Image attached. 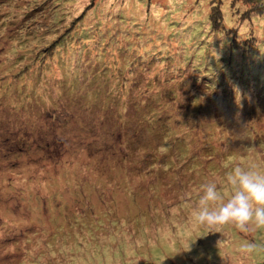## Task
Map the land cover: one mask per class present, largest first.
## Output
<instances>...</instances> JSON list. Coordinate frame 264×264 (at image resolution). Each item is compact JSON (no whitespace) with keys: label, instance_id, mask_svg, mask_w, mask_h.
I'll return each instance as SVG.
<instances>
[{"label":"rangeland","instance_id":"374dc122","mask_svg":"<svg viewBox=\"0 0 264 264\" xmlns=\"http://www.w3.org/2000/svg\"><path fill=\"white\" fill-rule=\"evenodd\" d=\"M56 1L64 6L67 0ZM68 1L72 15L62 21L49 8L30 18L37 17L21 35L29 38L27 47L49 30L60 36L78 22L67 43L70 72L61 66L68 74L82 69L76 95L85 96L91 87L83 71L90 61L99 65V57L104 64H124V74L112 95L104 94V105L96 98L77 110L67 104L56 109L70 93L62 96L66 89L57 85L63 82L42 77L38 67L43 53L55 56L59 46L49 39V47L32 53L31 64L36 63L23 77L27 69L18 68L23 60L15 64L27 52L16 40L22 27L9 23L24 17L27 2L0 0V264H264V254L255 260L239 254L249 240L264 242V230L209 232L191 217L203 181H222L237 164L264 168V98L253 88L232 87L230 79L228 92L217 94H227L226 106L233 105L228 115H219L221 107L206 104V96L214 95L190 79L191 73L200 80L205 74L188 65L190 56L185 59L192 41L199 49L209 38L203 62L232 52L235 60L241 57L243 47L224 43L210 30L212 4L223 6L229 26L246 34L259 29L264 37V18L241 23L236 7L245 9L243 0ZM138 54L153 60L139 57L133 68ZM222 73L219 66L210 76ZM195 93L200 98L194 103ZM123 106L120 117L116 110ZM42 112L46 126L37 132L33 122ZM165 119L169 130L161 125ZM177 146L187 149L182 161H176Z\"/></svg>","mask_w":264,"mask_h":264},{"label":"trees","instance_id":"16d2710c","mask_svg":"<svg viewBox=\"0 0 264 264\" xmlns=\"http://www.w3.org/2000/svg\"><path fill=\"white\" fill-rule=\"evenodd\" d=\"M13 0H9L8 3H10V5L12 4ZM241 1V0H240ZM246 4L245 9L241 10V7L237 6L236 10L238 13V16L240 17L241 23L244 22L246 19H248L249 21L251 20L252 17L256 16L255 19H258L260 17L264 18V0H243ZM26 7L23 8L22 12H26V14L24 15V17L22 19L19 20V22H15L12 23L10 18H6L4 21L6 20H10L11 23L9 24H18L19 26H21L22 28L20 29V31H18V36L16 37V40H18L19 42H21L20 46V50L23 51L26 50L27 52H24L21 56H19L18 59L15 60V64L17 63V60H23L21 62V64L18 66V68H20L19 71L23 72L25 69H27V67H32L35 63L31 64V61H33L32 59H30L32 56V53H38V49L39 52L42 51V47H49L51 44L54 45L57 43L56 46H59L58 49H56L55 52L56 55L55 56H50L49 58H46L45 56H48V51H46L45 53H43L44 58L41 59V65L38 68H41L40 70V75H42V77L45 78H49L51 77L53 80H55V82H63L62 85H57V87L66 89L64 91V93L62 94V96H64L66 93H70V97H63V100H61V103L58 107H55L56 109H59L61 104H67V106L69 108L67 109H75L77 110L78 107H83L86 104L91 105L90 102H88L87 100L91 101V99H93V101L95 102L96 98H97V103L96 104H100V105H104L106 103L105 98L109 95H112L113 92V87L114 89L120 85V81L119 78L120 76H122V74H124V64H121L119 61H115V64H104L102 62V60H100V57L98 58L99 65H97L95 63V61H90L89 62V67L83 71V76L84 74L87 75V77L91 78L90 81L87 80V82L85 83V86H91L89 89H87L82 96V94L76 95L77 92H75L76 90L79 89L78 86V80L77 77L81 78V72L82 69L81 68H76L75 72L72 71L71 73L68 74V72H70L69 70V66L67 64V62L70 60L72 61V56L70 52H67V43H68V38H69V34L71 33V31L74 29V27L76 26V24L72 25V27H67V29L65 30V33L61 34L60 36H57L56 32L57 29H53V30H49L48 34L46 35V37L44 38H38L37 40H34L36 42L35 47H33L32 49L27 47V39H29L26 36H21L24 27H27L31 24L34 23V21L36 20L37 17H35L34 19L30 18L38 13L39 8H44L47 12L48 8H49V12L51 15H53L55 17V20H60L62 21V18L66 17V16H70L72 15L71 11H68L67 8H70L71 5L70 1H66L65 5L62 6L58 3H56V0H25ZM69 3V4H68ZM38 5V6H37ZM232 7V6H231ZM37 10V12H36ZM19 12V13H22ZM210 22H209V28L211 31H218L217 33H219V36H223L222 39L224 43L229 44L232 43L233 45H235L237 47V49H240L241 47H243V50H241V57L239 60H235V52H232L231 55H222L221 57L217 58V60L213 61L211 60V63L207 64V62H203L204 59V54L207 53V58H209V52L210 51V47H211V39H207L205 41V45L203 43V45L201 46V48L199 49H194V46H197V40L192 41V45L191 47H193V49L188 48L186 49V55H185V59H188V56H190L189 61H188V65H192L195 66V71L196 72H200L202 75H204L205 77L203 78V80H200L201 77H197L196 79L194 78L193 73H191L190 75V79L193 78L194 81H200V83L202 85H204V89L206 91V95H214V100H210L207 96H206V104L210 105V104H216L219 107H221V110H219L220 114H224V115H228V108L232 107V105H229L228 107L226 106L227 101H228V96L227 94H224L223 96H221L219 98L218 96V92L220 93H225L228 92V90L225 88L227 82L231 79L232 82H235V84L237 85H233L232 87L234 88H241L242 91H245L244 89H247L248 87L253 88L257 91L258 94H260L261 98H264V56H261V52L264 50V37L263 34L257 35L259 34L258 31L259 29L255 30V32L249 31L248 34L243 33L241 30L236 31L237 26L235 25H231L228 24L226 22V19L224 17V11H223V6L221 5H216V4H212V12L208 13ZM85 17V16H84ZM83 17V19H84ZM238 18V17H237ZM82 19V18H81ZM79 19V20H81ZM66 22V21H65ZM237 22V20H236ZM251 23H253L252 21H250ZM256 22V21H255ZM254 22V24H255ZM29 24V25H28ZM67 31V33H66ZM230 31H235L234 33H230ZM239 32V33H238ZM225 33L224 35H221ZM40 34V33H39ZM32 35V32L31 34ZM33 36H36V34H34ZM50 36V38H49ZM251 38H253L256 42L255 45H251L252 41ZM51 39H54L53 42L50 44V42L47 44V41ZM94 38H89V40H92ZM110 39V38H108ZM263 39V40H262ZM43 40V41H42ZM262 40V41H260ZM103 39L100 40V43H102ZM260 41V42H259ZM204 42V41H203ZM234 42V43H233ZM50 44V45H49ZM109 44V43H108ZM107 45V44H106ZM45 46V47H44ZM62 49H59V48ZM84 48V47H82ZM205 51L201 54V50ZM37 50V51H36ZM58 50V51H57ZM91 52V49H87V52ZM102 53V52H101ZM99 56L103 57L105 56L104 54H101ZM39 54V53H38ZM66 54V55H65ZM146 54H143V56L141 55H137L134 56L133 58L135 59V61L133 60V68H136L134 65H136V61L139 60L140 58H145V57H149L150 55L147 54V56H144ZM52 57V58H51ZM21 58V59H20ZM26 58H29L30 60L27 61ZM150 60L149 62H152V57H149ZM170 59H173V57H170ZM249 60H253L255 61L253 63V61H251V64L249 63ZM79 61V60H78ZM20 62V61H19ZM185 62V60L183 59V61H181V63L183 64ZM196 62V63H195ZM236 62V63H235ZM195 63V64H194ZM10 64V63H9ZM250 64V65H249ZM13 66V64H12ZM61 66H66L68 68V72L66 71H62L61 70ZM191 66V67H192ZM223 68V73L221 76H219V78L215 79L213 77L210 76L211 73L214 72L215 68L218 67ZM14 67V66H13ZM17 68V69H18ZM177 69L182 70V67L180 65V67H178ZM29 69H27L25 72V74H23V77H26L27 71ZM193 71V72H195ZM231 72L233 74V77H231ZM71 78V79H69ZM236 79V81H234ZM183 80L185 81V78H183ZM68 81V82H67ZM198 83V82H197ZM77 85V86H76ZM203 88H201L202 90ZM214 90L213 92L209 93L210 90ZM219 90V91H215V90ZM222 91V92H221ZM104 94L106 95V97L104 96ZM105 97V98H103ZM192 99L195 103V101L197 99L200 98V96L197 95V93L193 94ZM85 98V100H84ZM112 97H110V104L112 102L111 100ZM108 99V98H107ZM108 101V100H107ZM150 101V100H148ZM201 101V99H200ZM26 103V102H25ZM146 101L142 102L141 104H145ZM202 103V102H201ZM204 103L199 105V110L204 106ZM25 107V105H24ZM28 107V106H27ZM39 107V106H38ZM74 107V108H72ZM110 107L111 105H109V111H110ZM35 108V106H34ZM108 108V107H107ZM140 108V107H139ZM139 108L138 107H134L136 112H139ZM55 109V110H56ZM119 109V108H118ZM116 110V112H119V116L122 117L124 116V111H125V106H123L121 109ZM29 109L25 108L23 112L27 111ZM30 112H33L34 114L32 115H36V113L34 111H32L33 109H30ZM57 111V110H56ZM236 112V111H235ZM28 113V115H29ZM21 116H23V113H20ZM43 112L41 113V115L39 116V121L35 120L36 122H33V124H35L36 126V130L37 132H42L44 130V125L46 126V124H44V118L46 119V116H42ZM19 115V118L21 117ZM110 118V116H109ZM168 118H171L170 116ZM161 117H157V121L161 120ZM52 122H54L52 119H50ZM170 120V119H169ZM166 120L161 123L162 126H164V128H167V130H169L168 126L169 124L168 121ZM155 121V119H154ZM149 122H151V120H149ZM1 127V126H0ZM46 128V127H45ZM2 130V127H1ZM19 130H17L18 132ZM168 135V134H167ZM169 144L172 142L169 139ZM168 142V141H167ZM166 142V143H167ZM245 142H249L246 141ZM179 151L181 153H178L179 158L176 161H182L184 158V154L186 152V148H183L182 146L179 147ZM184 162V161H183ZM168 164L170 165V161H168Z\"/></svg>","mask_w":264,"mask_h":264},{"label":"clouds","instance_id":"9594fccd","mask_svg":"<svg viewBox=\"0 0 264 264\" xmlns=\"http://www.w3.org/2000/svg\"><path fill=\"white\" fill-rule=\"evenodd\" d=\"M191 217L209 232L225 227L240 233L264 230V168L237 164L226 171L222 181L214 177L203 181ZM239 254L255 260L264 254V242L249 240Z\"/></svg>","mask_w":264,"mask_h":264}]
</instances>
